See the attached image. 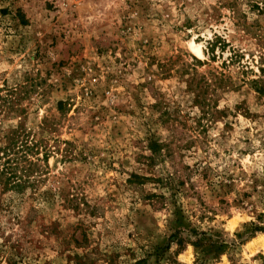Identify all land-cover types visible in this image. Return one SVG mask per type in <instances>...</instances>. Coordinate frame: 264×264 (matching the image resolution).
Returning a JSON list of instances; mask_svg holds the SVG:
<instances>
[{
  "label": "rangeland",
  "instance_id": "rangeland-1",
  "mask_svg": "<svg viewBox=\"0 0 264 264\" xmlns=\"http://www.w3.org/2000/svg\"><path fill=\"white\" fill-rule=\"evenodd\" d=\"M262 214L264 0H0V264H264Z\"/></svg>",
  "mask_w": 264,
  "mask_h": 264
},
{
  "label": "trees",
  "instance_id": "trees-1",
  "mask_svg": "<svg viewBox=\"0 0 264 264\" xmlns=\"http://www.w3.org/2000/svg\"><path fill=\"white\" fill-rule=\"evenodd\" d=\"M264 215L262 214L259 218V220H263ZM253 231L254 232H264V226L253 224Z\"/></svg>",
  "mask_w": 264,
  "mask_h": 264
},
{
  "label": "bare ground",
  "instance_id": "bare-ground-1",
  "mask_svg": "<svg viewBox=\"0 0 264 264\" xmlns=\"http://www.w3.org/2000/svg\"><path fill=\"white\" fill-rule=\"evenodd\" d=\"M192 49H193V51H194V53L196 54V55H198V56H200L201 55V49H200V46L199 45H193L192 44Z\"/></svg>",
  "mask_w": 264,
  "mask_h": 264
}]
</instances>
